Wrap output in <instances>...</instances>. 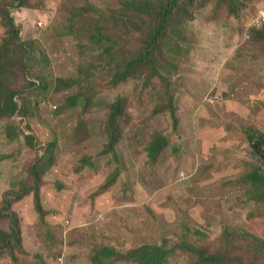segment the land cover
<instances>
[{"label": "rangeland", "instance_id": "rangeland-1", "mask_svg": "<svg viewBox=\"0 0 264 264\" xmlns=\"http://www.w3.org/2000/svg\"><path fill=\"white\" fill-rule=\"evenodd\" d=\"M196 1L190 20L177 26L180 39L164 47L167 66L160 73L166 83L155 76L147 85L144 77L118 89L111 71L101 67L90 21L98 11L110 14L121 0H28L29 6L15 9L22 35L37 43L28 73L20 66L13 78L24 111L0 119V232L10 231L9 218L1 216L7 199L21 234L20 247L14 242L11 249L0 237V264H93L98 246L127 253L164 238L175 248L170 264H189L192 258L177 246L180 235L194 228L205 235L210 252L219 248L225 227L242 231L241 241L250 248L253 239L246 234L264 241V203L248 201L246 188L230 181L249 170L245 162L252 159L244 128L264 131V40L254 34L264 27L253 26L264 0H240L232 7ZM60 12L77 13L78 21L61 22ZM56 17L61 23L54 29ZM115 20L122 26L128 22ZM111 32L119 47L136 52V29ZM82 66L78 84L55 86L58 78L79 76ZM169 85L177 133L168 109ZM81 93L93 95L85 111L82 98L73 106L66 103ZM118 96L127 100L128 116L114 157L103 154L109 105ZM158 132L171 147L153 164L146 148ZM116 172L115 182L105 188ZM34 185L44 218L36 210ZM25 189L28 193L16 200ZM189 238L196 246L194 232ZM246 264L258 263L249 257Z\"/></svg>", "mask_w": 264, "mask_h": 264}, {"label": "trees", "instance_id": "trees-1", "mask_svg": "<svg viewBox=\"0 0 264 264\" xmlns=\"http://www.w3.org/2000/svg\"><path fill=\"white\" fill-rule=\"evenodd\" d=\"M221 3H228L231 7L239 5L240 0H219ZM28 0H0V19L3 22L4 36L0 39V119L11 118L17 113L24 111V101L19 103L17 96L22 90L16 87L13 80L16 69L20 66L26 69L31 58H35V48L37 41L31 38H25L22 35V28L15 21V9L29 6ZM197 5L196 0H121L119 7L113 9L110 14L98 11L97 15L91 18V40L94 45L98 46L100 55L98 58L103 62L101 67L111 71V84L118 89L122 84L131 80L142 79L146 77L144 83L150 85V82L157 76L166 83V79L160 73L165 68L166 53L164 47L174 40L180 39L175 35L177 26L181 21H189L191 13ZM39 6H43L41 3ZM78 10L82 8L76 7ZM60 11V9H59ZM61 22L66 21L73 23L78 21L77 13H72V17L60 12L57 15ZM58 17L53 19V28L55 29L59 22ZM128 20L125 26H122L115 19ZM129 25V27H126ZM42 26V24L38 25ZM70 26V24L68 25ZM67 29V28H66ZM113 29H136L140 34V40L136 52L128 53L124 48L119 47L112 34ZM67 30H63L64 34ZM257 31V32H256ZM261 31H264L262 29ZM254 34L264 40V32L254 30ZM174 35V36H173ZM93 67L86 65V69ZM82 66L79 76L70 78L56 79L55 86L61 87L64 83L68 87L77 83L85 71ZM22 73H28L27 69ZM36 79L41 81L44 86V80L41 75H35ZM173 85L167 86L166 96L168 99V109L172 112L174 122V131L179 132V118L177 119V109L175 107L174 95L172 93ZM92 94L81 93L66 98V103L73 106L77 103L76 98H82L85 102L83 110H87L92 103ZM38 102V101H36ZM110 112L107 122L108 144L103 155L115 153V147L119 145L123 137L124 125L127 123V100L118 96L117 99L109 105ZM245 140L250 147V158L245 162L249 170L235 176L230 181L234 185H241L246 188L245 197L248 201L264 203V131L256 126H246L244 128ZM179 135V134H178ZM30 139L33 137L30 135ZM181 137L178 136L179 142ZM55 140V141H54ZM56 145V139H53ZM35 144V143H33ZM147 154L149 162L155 164L166 149L171 147V140L160 132L155 133L153 139L148 143ZM178 153V148H173ZM2 157H0V160ZM120 172L114 173L113 178L106 184L111 186L117 179ZM40 181V176H37ZM36 184H38L36 182ZM38 185L33 186L35 200L37 203L36 210L41 218L45 217V210L40 203L39 190L35 189ZM28 189L23 193L16 195L15 198L21 199L28 193ZM243 197V199H246ZM2 203V202H1ZM6 208H2L1 216L8 217L10 220V231L0 232L3 243L8 249L12 248L15 242L20 247L21 234L18 227L15 226L16 213L12 210V202L4 199ZM1 206V204H0ZM38 207V208H37ZM45 214V215H44ZM189 227V226H187ZM195 233L196 246L190 240V235ZM242 231H237L225 227L219 248L210 252L204 244L205 237L200 230L188 229L179 237L182 255L186 254L192 258L189 264H246V259L252 257L257 263L264 262V241L256 236L246 234L252 237L254 246L252 248L242 243ZM169 238H164L162 243L146 244L135 248L127 253H120L114 247L98 246L93 253V264H117L121 261L133 262L135 264H170V258L175 254V248L170 246ZM176 241L177 240H173ZM202 241L203 244L200 245ZM176 242L174 245H176ZM169 247V248H168ZM10 254V253H9ZM11 256L14 257V251Z\"/></svg>", "mask_w": 264, "mask_h": 264}, {"label": "built area", "instance_id": "built-area-1", "mask_svg": "<svg viewBox=\"0 0 264 264\" xmlns=\"http://www.w3.org/2000/svg\"><path fill=\"white\" fill-rule=\"evenodd\" d=\"M39 24L41 25L42 22L40 21ZM253 26L256 28L264 27V9L261 14L258 16L256 21L253 23Z\"/></svg>", "mask_w": 264, "mask_h": 264}]
</instances>
